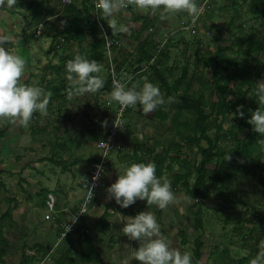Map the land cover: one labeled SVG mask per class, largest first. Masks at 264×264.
Segmentation results:
<instances>
[{
  "label": "rangeland",
  "instance_id": "374dc122",
  "mask_svg": "<svg viewBox=\"0 0 264 264\" xmlns=\"http://www.w3.org/2000/svg\"><path fill=\"white\" fill-rule=\"evenodd\" d=\"M31 2L30 0H0V8H3L0 15L7 14L10 19L18 17V15L28 16L26 15L28 8H36L39 5L38 9L42 10V17L46 18L45 25L43 26V22L40 21L34 26L26 27L25 35L27 37L24 39L30 47L39 51V47H43V44L46 46V38L50 40V35L42 32L44 29L47 30L50 24V20L47 18L49 14H46L50 11H47V7L51 8L54 3L56 12H59L61 7L58 0H37L38 5ZM198 3L203 6V11L195 22L191 20L190 14L184 11L182 23H179L181 26L178 27L179 24L176 22L178 25L170 30L172 36L177 38L175 47H170L169 42L173 39H169L168 32L160 31L157 36H154L153 41L157 48L168 50V59L158 61L159 55H157L155 60L143 65V71L145 75L149 76L148 79L158 84L160 82L153 74V69H160L172 87V95L176 98H180L184 93L197 97V94L202 90V82L211 78L212 63L205 66L203 57L212 56L218 45L228 46L236 35H246L252 27L255 28L258 36L263 34V25L260 23L263 18L254 16V13L249 9L248 2L198 0ZM27 4L30 6L27 7ZM126 7L119 11H124ZM38 13L40 14V12ZM59 17L58 21L61 22V25L66 24L61 13ZM101 18H103L102 14ZM231 20H234L233 25L229 24ZM133 24L136 25V23ZM239 24L243 25L241 30L237 28ZM22 25L21 21L18 22V30ZM137 25L139 24L137 23ZM125 27L123 31L119 32V35L117 32L111 31V34L119 42L114 47V56L118 58H116L117 62L123 61L121 75L124 77V70L128 71L133 68L132 62L136 56L137 39L132 38L138 37L135 32H131V35L127 34V24ZM13 30H16V27ZM9 31L12 32L11 29ZM33 32H36L37 35ZM165 32L166 34H164ZM4 34H9V32ZM99 36H101L100 32L95 35L88 34L86 41ZM123 37L126 38L123 39ZM165 44L169 45L165 47ZM5 46L10 48L8 43ZM14 48L26 58L25 71L31 67L30 70L34 74L30 78L23 79L24 82L44 84L43 87L46 90L50 85L57 84L60 79L70 83L65 70L56 71L50 67H47L48 70L47 68L42 70L41 64L37 68L35 60L30 58L31 55L28 54L27 57V50H21L18 46ZM76 50L77 43H74L68 46L64 54L69 56ZM260 56L264 58V52ZM43 59L42 61H44ZM48 60V63L51 64V60ZM30 61L33 66H29ZM42 61L39 60V63ZM55 61L57 64L58 59ZM100 65V75L105 77L106 67L104 64ZM261 79H264V74ZM160 88L165 95L166 89L161 86ZM204 97L209 100L216 99L211 90L205 91ZM109 99L110 93L107 92H84L72 97L67 96L66 99L50 100L48 113L42 114L35 111L27 124L22 123L19 117L8 119V122H6V118L0 119V128L5 127L7 123L6 137L0 138V172L3 174L0 176V180L4 183L1 185L2 187L0 186V212H5L9 208L11 210V219L7 216L3 219L4 221L2 220L6 224V228L1 232L8 239L7 252L17 255L16 257H20L21 252L32 247V244L38 245L34 247L36 261L26 264H39V261L44 259L47 253L49 259L51 257L53 260L45 258L47 259L46 264L50 262V264H56L53 253L63 240L54 248L52 242L56 238V232H52L50 238L46 230L51 228V220H55L57 214L51 213L46 205L38 203L37 200L44 196L42 192H39L38 195L35 193L39 191L40 187H47L55 195L57 193V205L60 209L64 204H68V196L74 198L71 201H74L76 206L79 204L84 195L80 181L86 174L90 163L99 154L100 149L96 146V142L105 135L107 126L114 116L116 102L109 103ZM163 109L169 111V115L165 119L157 116L154 110L145 113L139 104L133 105L129 109L126 122L119 130V141L123 148L111 156L119 158L120 162L116 163L115 169L112 170V172L115 170L114 173H111V168L108 167L110 164L107 166L106 187L116 180L120 170L127 163L147 160L146 154L142 151L145 147L147 152L162 151L167 155L162 166L161 176L170 179L171 183L174 173H183L191 162L198 159L195 146L188 144L176 132L178 128L183 129L184 134L191 132L190 127L183 126V121L189 122L192 114L184 111L180 115L178 123H173L171 122L172 106L170 102L163 104ZM204 109L206 112L209 111L207 106ZM234 113L235 110H229L223 116H219L224 131H227V128L236 119L237 115ZM105 119L107 120L106 126L101 123ZM235 132L239 137L246 134L243 129ZM209 133L213 135L214 129H210ZM202 143L204 144V141ZM134 144L138 150H134ZM218 144L227 148L233 144V139L225 132H221ZM178 152L179 154H177ZM49 156L56 160L66 161L68 166L62 168L61 165L48 159L42 160ZM166 163L168 166H165ZM213 166L214 163L208 164L210 168ZM172 187L178 200L165 209H160L154 204H147L146 200L139 198L127 207H122L114 198L111 199L112 204H109L106 202V197H108L106 189L98 192L94 199L95 205L90 208L93 217H87L86 220L89 228H92L93 224L96 227L94 229L99 232V246L102 254L111 253V249L114 248L112 254H115V259L122 261V258L124 260L130 255L131 247L139 246V242L129 238L121 228L126 222L127 216L135 215L146 208L156 211L161 231L174 247L192 253L194 238L198 234L202 235V239L205 241L201 256L202 264H225L228 259L234 263L241 255H249L250 249L248 248L252 247L255 242L261 246L264 245V153L257 166L246 161L231 179L225 180L223 191L226 196L219 195L218 190L214 187L211 196L203 200V227L193 224L192 214L188 208L192 200L184 194L181 185L172 184ZM12 198L13 200H9ZM14 201L17 202L16 205L12 204ZM110 205L114 211L113 217L109 219L111 228L102 229L98 221L95 223L93 221ZM75 210V207H70L71 212ZM46 213H50V217L52 214V217L45 218ZM32 215L33 223L38 222L34 227L27 225ZM15 223H18L19 226H14ZM251 225H253V232L246 230L242 233L239 231L241 227L247 228ZM233 227H236V231L233 230ZM80 232H82L81 228L77 224L74 230L68 231L65 235L71 238L73 249L76 247L75 236ZM115 236V240L118 242L113 239ZM94 237H96L95 234ZM182 238L185 239V243L181 242ZM121 246L125 249L124 252H119L118 249ZM223 246L228 247V256H220V247ZM32 251L27 250L30 253ZM136 261H138L136 258H132L130 264Z\"/></svg>",
  "mask_w": 264,
  "mask_h": 264
},
{
  "label": "trees",
  "instance_id": "16d2710c",
  "mask_svg": "<svg viewBox=\"0 0 264 264\" xmlns=\"http://www.w3.org/2000/svg\"><path fill=\"white\" fill-rule=\"evenodd\" d=\"M30 1L38 5L37 0ZM241 1L248 2L249 9L254 13L255 17L263 18L260 22L263 25V34L258 36L255 28L252 27L246 35H236L228 46L218 45L213 51L212 56L203 57V64L205 66L212 63L211 78L210 80L202 82V90L197 94V97L184 93L180 98L175 97L176 99L170 102L172 106L171 122L178 123L180 115L184 111L192 114L191 122L185 123L186 120L183 121V126L185 128L190 127L191 132L184 134V130L180 128H178L176 132L180 137L184 138L188 144L195 146L198 159L191 162L183 173H174L172 184H180L184 189V194L192 200L188 208L192 214L193 224L198 227H203V200L211 196L213 188L215 187L218 190L219 195L226 196L223 191L225 180L231 179L246 161H250L253 166H257L264 153V146L258 143V139L264 136V134L256 132L248 122V116L251 115V111L260 106L255 96L254 89L255 82L260 80L261 76L264 74V58L260 56L264 52V0H240V2ZM238 2L239 0H233V3ZM58 4L61 7L59 13L65 18L66 24L62 28H58V31L53 34L47 50V52H53V56L57 57L58 63H47L42 70L50 67L56 71L65 70L66 73L67 61L72 59L77 52L84 53L88 58L96 59L100 64H104L105 47L102 31L96 21L92 19L94 12L93 0H70L68 2L58 0ZM28 5L30 6V4H27V7ZM38 6L36 8H28V11L32 12L34 9L35 13L42 12V10L38 9ZM47 9H49V7H47ZM229 24L233 25L234 20H231ZM104 27L106 31L112 35L110 27H107L105 24ZM242 27L243 25L239 24L237 28L241 30ZM98 31L101 33V36L86 41V36L88 34L95 35L99 33ZM33 33L37 35L36 32ZM136 35L139 37L138 34ZM26 37L27 35H24L23 38L26 39ZM138 37L135 36L133 38L137 39ZM113 38L115 39V36H113ZM74 43H77L76 52L70 57L66 56L64 51L68 48L67 45H72ZM136 43V56L132 62L133 68L128 71L124 70L125 74L132 77V80L128 81L129 84L135 83L136 81L142 82L144 77L149 78L143 71V65L149 64L151 60H155L157 55H159V58H157L158 61L160 59H164L165 61L168 59V50L166 49L165 51V49L162 50V48H157L153 39L144 37ZM116 58L117 57H115V59ZM117 59V69H121L120 72H122L121 64H123V61L117 62ZM153 74L159 80V85L166 89L164 96L166 98L169 96L174 97L172 95V87L161 70L154 68ZM123 78L125 77L123 76ZM104 80L105 83L103 87L97 92L103 91L110 93L112 88L110 85V76L107 75V73L105 74ZM69 84L70 83L65 80L60 79L57 84L54 83L50 85L47 89V91L51 93L50 100L66 99L68 96L66 89ZM207 90H211V93L215 94V100L205 99L204 92ZM238 105L243 106L240 110L244 112V115L240 116L237 114L236 119H234L227 128V131H224L219 116H223L229 110H235L236 113ZM205 106L209 108L208 112L205 111ZM128 111L129 110L124 114L125 119ZM154 113L161 119H165L169 115V111L164 110L163 105L155 109ZM212 128L214 129L213 135L209 133V130ZM242 129L246 131V134L242 137L237 136L235 131ZM6 132L7 127L0 128V138L4 137ZM221 132H225L233 139V144L231 146L223 148L218 144ZM202 141H204V144ZM133 148L134 150H138L135 144ZM145 149L142 151L146 154L147 160L156 162L157 175L161 176L163 170L162 166L164 165L167 155L162 153V151L147 152ZM177 154H179V152ZM44 159L61 165L62 168L68 166L66 161L56 160L51 156L42 158V160ZM210 163H214L212 168L208 167ZM165 166H168V163H166ZM191 177H193L192 180H190ZM1 185H4V183L0 180V186ZM47 190V187H40L39 191L35 194L38 195L39 192H42L45 196L48 192ZM28 196L30 195L28 194ZM38 203L45 205L44 197L39 198ZM10 212V208L5 212L9 218L11 216ZM108 214L107 211H104L101 216L105 217ZM252 226L253 225L247 228L241 227L239 231L242 233L246 230L253 232L254 229H252ZM106 227L107 223L102 222L101 228L104 229ZM233 230L236 231V227H233ZM1 231L2 227L0 226V262L7 254L8 246V239ZM62 240V243H60L61 241L58 242L60 244L57 245L53 253V255H55L54 261L56 264H97L99 262L100 253L95 245L94 236L91 233L83 232L76 235V247H74V249L73 242L68 235ZM181 242L185 243V239L182 238ZM204 245L205 241H203L202 235L198 234L193 240V264H202L201 256L203 254ZM36 246V244H33L32 247L34 248ZM262 247H264V245L261 246V244H256L255 242L252 247L248 248L250 249L248 251L249 255H241L234 263L228 259L225 264H250V259L256 256ZM42 248H44V246H42ZM228 253V247H220V256H228ZM34 261H36L34 254L28 255L25 251H22L20 264Z\"/></svg>",
  "mask_w": 264,
  "mask_h": 264
},
{
  "label": "clouds",
  "instance_id": "9594fccd",
  "mask_svg": "<svg viewBox=\"0 0 264 264\" xmlns=\"http://www.w3.org/2000/svg\"><path fill=\"white\" fill-rule=\"evenodd\" d=\"M137 7L155 10L163 5L167 12L185 11L190 14L195 22L203 11V6L198 0H136ZM127 6V0H96V8L102 16H111ZM11 39L6 34H0V119H14L19 117L21 122L27 124L35 111L42 114L48 113L51 93L38 83H26L22 75L26 69V58L16 48L5 46ZM18 43V42H17ZM66 75L70 81L66 89L69 97L95 92L100 90L104 77L100 75L101 65L96 59H90L84 53L77 52L66 64ZM132 77L125 74V79H117L110 92L109 103L118 102L121 111L129 105L139 104L145 113L152 112L160 105L175 100V97H165L160 85L147 77L143 82L136 81L129 84ZM255 96L259 107L251 111L248 122L258 133L264 134V79L255 82ZM242 105L237 106L234 115L243 116ZM107 125V120L101 121ZM105 150H110L107 141L100 140ZM264 146V136L258 139ZM106 170L102 164L96 166L92 180H99ZM95 184L89 185L87 196L89 200L94 195ZM108 198L115 199L122 207L133 204L138 198L146 200L147 204H154L160 209H165L178 197L173 190L170 179L157 175V165L153 160H139L127 163L120 170L116 180L106 187ZM66 221L67 231L78 217L69 216ZM65 231L64 234L67 232ZM122 231L129 238L139 242L138 247H131V253L125 257L123 264H130L136 258L140 264H193L192 253L181 250L169 243L168 238L161 231L157 213L148 208L135 215L127 216ZM250 264H264V247L256 256L250 259Z\"/></svg>",
  "mask_w": 264,
  "mask_h": 264
},
{
  "label": "crops",
  "instance_id": "0c3cea01",
  "mask_svg": "<svg viewBox=\"0 0 264 264\" xmlns=\"http://www.w3.org/2000/svg\"><path fill=\"white\" fill-rule=\"evenodd\" d=\"M54 5L55 4L53 3L51 5V8L47 9V11H50L49 13L48 12L46 13V14H49L47 16V18H49L50 24H49L47 30L44 29L42 31V32L50 35V40H47V38H46V41H47L46 46H45V44H43V47H39V49H38L39 51H37V50L35 51L32 47H30L29 43H26L24 41L23 37H24L25 33L27 32V31H25L26 27L34 26V25H36V23H39L40 21H43V26L45 25V22H46L45 19L46 18L42 17L41 12L39 14L38 12L35 13L34 9L32 10V12L27 10L26 15H28V16L24 15V17H22V16L18 15V17H15V18L13 17L11 19L9 18V16L7 14L2 15V16L0 15V34H4L7 31L9 32V34H6V35L11 37V39L7 42L8 44H10V48H14V47L18 46L19 48H21V50H23V49L27 50V52H28L27 57H28V54H30L31 55L30 58L35 60V65L37 68H39L40 64L42 65L41 69L43 67H45L46 64L49 62L48 59H50L52 63L56 62L55 60L57 59V57L53 56V52H47V50L49 48V43L52 40L51 37L53 36V34H55L58 31L59 26H60V28H62L65 25V24L61 25V22L58 21V18L60 19V17H59L60 13L55 11ZM1 10H3V8H0V13L3 12ZM4 11H5V9H4ZM183 12L184 11H177V12H172V13L167 12L164 9L163 5H161L159 8H157L155 10H148V9L142 10L141 8L137 7L136 0H127V7H126V9H124V11H118L111 16H105V17L102 16L103 17L102 21L107 27H110V30L112 32H114V31L117 32L118 33L117 35H119V32L123 31L126 28L125 25L127 24V26H128V28H127L128 33L127 34L131 35L130 34L131 32H135L139 35V37L137 39H142L144 37H146L148 39H155L154 36H157L160 31L161 32L166 31L169 34V39H173V40H170V42H169L170 47H175V45H176L175 39H177V38L172 36V33H171L172 31H170V30L173 29L175 25L182 23V17H183L182 13ZM20 18H22V19H20ZM28 18H29V20H28ZM20 21H21V25L22 24L23 25L21 27L19 26V30H20L19 31L18 30V22H20ZM30 21L31 22L34 21V22L31 23ZM176 22H178V24H176ZM133 23H136V25ZM137 23L139 25H137ZM180 26L181 25L179 24L178 27H180ZM14 27H16V30H13ZM10 29L12 30V32L9 31ZM124 32H126V31H124ZM166 32L164 34H166ZM40 36H42V34H40ZM125 38L126 37H123V39H125ZM132 39H134V38H132ZM136 41H139V40H136ZM19 42H21V43H19ZM168 45L169 44H165V47H167ZM67 46H69V45H67ZM70 56L71 55H69L68 57H70ZM43 58H46V59L44 60ZM42 59L44 61H42ZM27 60H28V58H27ZM39 60L42 62L39 63ZM30 63L31 64H29V66L32 65L31 61H30ZM30 69H32V68L30 67ZM30 69L26 70L24 72V74L22 75V77H23L22 79L25 80L27 78L32 77V75H34L33 71ZM105 74H106V71H105ZM8 119L9 118H6V122H8ZM6 126H7V123L5 124V127ZM4 137H6V135ZM119 162H120L119 158L112 157L111 162L109 163L110 165L108 166L109 168H111V173L115 172V170L113 172H112V170L115 169L116 163L119 164ZM2 175H3L2 172H0V176H2ZM47 191L54 193L51 190H47ZM55 197H56V211H52L51 213H56L57 217L55 218V220H53V221L51 220L52 226L50 229L47 228V230H46L47 233L50 235V238L52 237L51 233L56 232V238L52 242V245L54 246V248L56 247V245L58 243V241H57L58 236H59L60 232L62 231V223H64L67 219H69V216L73 213L70 211V207L73 206L77 209V206H78V204L76 206L73 203L74 201H71L74 198L71 196H68V202H67L68 204H64L63 207L60 209L57 205L58 204V194L57 193H56ZM9 200H13V198L9 199ZM106 202H108L109 204H112V200L108 197H106ZM16 203H17L16 201L12 202L13 205H16ZM0 205H1V202H0ZM92 205L93 206L95 205L94 201L88 207V211L77 222L78 226H80L81 231H82L80 233H83V231H84V232L91 233L93 236L95 234L96 237H94V240H95L94 242H95V245H96V247L100 253V257H99L100 260L97 264H123V258H122V261H119V260L117 261V259H115V254H112L114 252V250H113L114 248L111 249V253L109 252V253H106L105 255H103L102 252L100 251L99 232L96 229H94L96 227L93 224L91 226L93 229L89 228V225H87V220H86L87 217H93V216H91L92 209H90L92 207ZM104 211H107L109 213L105 217L101 216ZM104 211L101 213V215L96 217V219H94L93 222L95 223V221L96 222L98 221L100 223V225L102 224V222H106L107 223L106 228L108 229V227L111 228L109 219L111 217H113L112 216L113 215L112 213L114 212L113 207H111V205H110V207H108ZM5 212H7V210ZM5 212H0V226L2 227V229L6 228V224L3 222L4 221L3 219H5V217H7V214H5ZM26 212H25V214H27ZM49 215H50V213H49ZM51 217H52V214H51ZM51 217H49V218H51ZM10 219H11V216H10ZM33 219L34 218L32 215L31 218L27 222L28 226H32V227L37 226L38 222L36 221V223H33L34 222ZM15 225L17 226L18 223H15L14 226ZM9 226H10V224H9ZM106 228H104V229H106ZM107 231H110V230H107ZM113 239L115 240L116 236L113 237ZM116 242H118V241H116ZM27 250L28 251L33 250V251L30 253V252H27ZM27 250L25 251L27 254H31V255L35 254L33 247H28ZM118 250H119V252L125 251L123 246H121ZM16 256L17 255H14L12 253L7 252V254L4 256V258L0 262V264H20L21 254H20V257H16ZM120 256H122V254H120ZM50 259L53 260L51 257H50ZM132 264H140V262L136 261Z\"/></svg>",
  "mask_w": 264,
  "mask_h": 264
},
{
  "label": "built area",
  "instance_id": "2783aa9c",
  "mask_svg": "<svg viewBox=\"0 0 264 264\" xmlns=\"http://www.w3.org/2000/svg\"><path fill=\"white\" fill-rule=\"evenodd\" d=\"M62 1L68 2L70 0H62ZM93 3H94L93 4L94 5V8H93L94 12L92 15V19L94 21H96L97 25L99 26V28L102 31L103 42H104V47H105L104 65H105L106 70H107L106 71L107 75L110 76L111 88H113L117 79H121V80L125 79L121 75L120 69H117V63H116V59L114 56V47L116 45H118L119 42H118V40L114 39L113 36L110 35L106 31V29L104 27V23H103L102 18H101V14L99 13V10L96 8V0H93ZM39 32H38V34H39ZM132 106L133 105H129L126 108H124L123 111H121V106L118 104V102H116V106H115V109L113 111L114 116L112 117V120L109 122V124L107 126L106 133L104 136H102L96 142V146L100 149V152L96 156V158L90 163L86 174L82 177V179L80 181V184H81L82 188L84 189V195H83L81 201L79 202L76 211L72 213V214H75L78 217V219L75 223L72 224V227L70 228V230H73L77 226V222L79 221V219H81V217L88 211V207L94 201L97 193L106 189V184H107L106 183V180H107L106 174H102L100 179L96 180V181L92 180V176L96 172V166L98 164H102L103 168L107 171V166L109 165V163L111 162V159H112L111 156L113 154H116L118 151H120L123 148V146L121 145V143L119 141V130L124 125V123L126 122V119L124 117L125 112L127 110H129L130 108H132ZM100 140L107 141L110 150L106 151L105 146H103L100 143ZM91 184H95V188H94V195L89 200V198L87 196L86 188ZM44 202H45V205L49 211H51V212L56 211V197H55L54 193L48 192L44 196ZM49 217H50L49 213H46L45 218H49ZM65 222L66 223H72L70 220L65 221ZM65 222L62 223V231L60 232V234L58 236V240H57L58 242L63 238V233L65 231H67ZM70 230H68V231H70ZM66 233L64 234V236L66 235ZM45 258L49 259L48 253L46 254ZM44 259L40 260L39 264H46L47 259H45V260ZM50 263H48V264H50Z\"/></svg>",
  "mask_w": 264,
  "mask_h": 264
}]
</instances>
